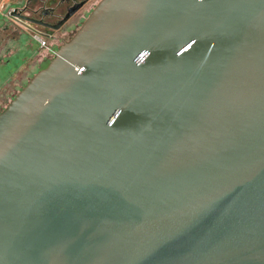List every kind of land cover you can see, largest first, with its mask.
<instances>
[{
	"label": "water",
	"instance_id": "95a60500",
	"mask_svg": "<svg viewBox=\"0 0 264 264\" xmlns=\"http://www.w3.org/2000/svg\"><path fill=\"white\" fill-rule=\"evenodd\" d=\"M0 264H264V0H100L0 112Z\"/></svg>",
	"mask_w": 264,
	"mask_h": 264
},
{
	"label": "rangeland",
	"instance_id": "374dc122",
	"mask_svg": "<svg viewBox=\"0 0 264 264\" xmlns=\"http://www.w3.org/2000/svg\"><path fill=\"white\" fill-rule=\"evenodd\" d=\"M27 1L8 0L6 7L0 9V111L31 75L48 65L56 49L80 27L74 25L75 18H72L59 29L48 32L47 44L42 46L28 31L5 15L9 7L26 5ZM99 1L93 0L92 3Z\"/></svg>",
	"mask_w": 264,
	"mask_h": 264
},
{
	"label": "flooded vegetation",
	"instance_id": "af4514ba",
	"mask_svg": "<svg viewBox=\"0 0 264 264\" xmlns=\"http://www.w3.org/2000/svg\"><path fill=\"white\" fill-rule=\"evenodd\" d=\"M92 2H93V0H28L26 5H24V6L28 12L29 17H31L35 20H38V21L56 24L61 19L64 18V16L69 12V10L71 8H73L76 4H81L80 7L64 23V24H66L70 19L75 18L74 22H73L74 25H76V26L80 25L81 26V24L84 22V20L92 12L94 7L98 4V3L93 4ZM88 5H90V6L87 8ZM38 25L43 27L49 33L53 30H57V29H54L52 27L44 26L42 24H38ZM28 81H26V83ZM24 85H22V87ZM16 93L13 94L12 96L14 97L16 95ZM12 98L10 99V101L12 100Z\"/></svg>",
	"mask_w": 264,
	"mask_h": 264
},
{
	"label": "built area",
	"instance_id": "2783aa9c",
	"mask_svg": "<svg viewBox=\"0 0 264 264\" xmlns=\"http://www.w3.org/2000/svg\"><path fill=\"white\" fill-rule=\"evenodd\" d=\"M8 0H0V9L5 8ZM1 11V10H0ZM5 15L20 26L23 30L28 31L31 36L42 46L47 44L49 33L43 27L31 21L24 5L18 7H9Z\"/></svg>",
	"mask_w": 264,
	"mask_h": 264
},
{
	"label": "crops",
	"instance_id": "0c3cea01",
	"mask_svg": "<svg viewBox=\"0 0 264 264\" xmlns=\"http://www.w3.org/2000/svg\"><path fill=\"white\" fill-rule=\"evenodd\" d=\"M32 77V75L29 77V80H30V78ZM18 92V91H17Z\"/></svg>",
	"mask_w": 264,
	"mask_h": 264
}]
</instances>
